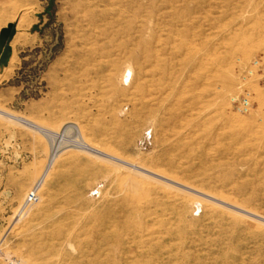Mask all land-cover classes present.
<instances>
[{"label":"rangeland","instance_id":"1","mask_svg":"<svg viewBox=\"0 0 264 264\" xmlns=\"http://www.w3.org/2000/svg\"><path fill=\"white\" fill-rule=\"evenodd\" d=\"M9 23L0 264H264V0H0Z\"/></svg>","mask_w":264,"mask_h":264},{"label":"water","instance_id":"2","mask_svg":"<svg viewBox=\"0 0 264 264\" xmlns=\"http://www.w3.org/2000/svg\"><path fill=\"white\" fill-rule=\"evenodd\" d=\"M16 34V24L9 23L0 32V68L9 63L12 56L11 41Z\"/></svg>","mask_w":264,"mask_h":264},{"label":"built area","instance_id":"3","mask_svg":"<svg viewBox=\"0 0 264 264\" xmlns=\"http://www.w3.org/2000/svg\"><path fill=\"white\" fill-rule=\"evenodd\" d=\"M255 65H258V66L262 67V69L264 70V65H261V63H260L259 60H256ZM248 105H249V101H248V99L246 98V99H244L243 102L241 103V107H240V108L246 110L247 107H248ZM37 199H38L37 189H36V187H33V188L28 192V194H27V196H26V200H27L28 202H34V201H36Z\"/></svg>","mask_w":264,"mask_h":264},{"label":"bare ground","instance_id":"4","mask_svg":"<svg viewBox=\"0 0 264 264\" xmlns=\"http://www.w3.org/2000/svg\"><path fill=\"white\" fill-rule=\"evenodd\" d=\"M248 52V51H247ZM248 54V53H247ZM264 101V100H263ZM159 174V173H158ZM157 175V174H156Z\"/></svg>","mask_w":264,"mask_h":264}]
</instances>
